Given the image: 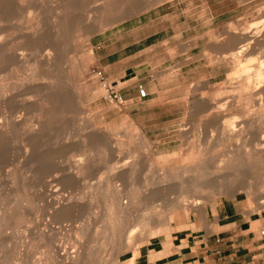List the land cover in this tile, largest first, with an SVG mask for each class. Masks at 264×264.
<instances>
[{
    "label": "rangeland",
    "instance_id": "rangeland-1",
    "mask_svg": "<svg viewBox=\"0 0 264 264\" xmlns=\"http://www.w3.org/2000/svg\"><path fill=\"white\" fill-rule=\"evenodd\" d=\"M0 40V264H158L264 215V0H0Z\"/></svg>",
    "mask_w": 264,
    "mask_h": 264
},
{
    "label": "crops",
    "instance_id": "crops-1",
    "mask_svg": "<svg viewBox=\"0 0 264 264\" xmlns=\"http://www.w3.org/2000/svg\"><path fill=\"white\" fill-rule=\"evenodd\" d=\"M263 231L264 215L239 214L228 205L209 226L177 225L176 248L158 264H264Z\"/></svg>",
    "mask_w": 264,
    "mask_h": 264
},
{
    "label": "built area",
    "instance_id": "built-area-1",
    "mask_svg": "<svg viewBox=\"0 0 264 264\" xmlns=\"http://www.w3.org/2000/svg\"><path fill=\"white\" fill-rule=\"evenodd\" d=\"M96 74H97V76L100 77V79L102 81V84L104 86H107L110 89V92L112 94H114V96L117 97L119 101H122L123 100L122 95L119 94V93H116V91L113 89V87H111V85L108 83L107 79L105 78V76L103 74V71L100 70V69L99 70H96ZM146 95H147V90L144 87L140 86L139 96L141 98H143V97H146ZM263 233H264V231H263Z\"/></svg>",
    "mask_w": 264,
    "mask_h": 264
},
{
    "label": "bare ground",
    "instance_id": "bare-ground-1",
    "mask_svg": "<svg viewBox=\"0 0 264 264\" xmlns=\"http://www.w3.org/2000/svg\"><path fill=\"white\" fill-rule=\"evenodd\" d=\"M4 3V2H3ZM2 39V38H1ZM0 42H2V40H0ZM1 47V46H0ZM25 48V47H24ZM49 53V52H48ZM47 53V54H48ZM52 54V53H51ZM49 56H51V55H49ZM259 88H262V87H259ZM262 89H260V91H261ZM254 91H256V90H254ZM263 99V98H262ZM264 101V100H263ZM240 133V132H239ZM238 132L237 133H234L232 136H233V138H237V137H239L240 136V134H239ZM186 160H188V159H186ZM185 163H188V162H185ZM190 163V162H189ZM192 204V203H191ZM187 206V205H186ZM77 254H79V253H77ZM79 256H83V255H79ZM70 257V256H69ZM75 257L76 256H74L73 258L75 259ZM76 258H79V257H76ZM73 260V259H72ZM76 260V259H75ZM15 262V261H14ZM21 262V261H20ZM24 264V263H23Z\"/></svg>",
    "mask_w": 264,
    "mask_h": 264
}]
</instances>
